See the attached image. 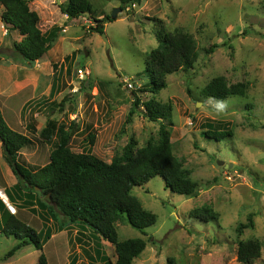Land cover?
<instances>
[{"label": "rangeland", "instance_id": "1", "mask_svg": "<svg viewBox=\"0 0 264 264\" xmlns=\"http://www.w3.org/2000/svg\"><path fill=\"white\" fill-rule=\"evenodd\" d=\"M67 1L30 2L51 46L31 66L15 54L14 43L20 36L2 22L0 7V65H16L28 78L22 89L27 92L26 101L20 105L19 99H12L8 106L13 110L2 108L8 115L22 108L17 119L7 123L32 140L19 153V163L31 170L48 164L56 139L46 142L40 133L51 120L67 127L75 124L70 146L76 153L87 151V133L93 132V153L107 162L122 157L133 139L141 148L157 138L164 123L172 131L174 155L198 190L192 197L173 193L161 177L133 188L142 206L157 215L155 225L144 232L126 220L116 222L120 241H146V249L134 264H169L170 258L175 264H244L238 261L237 248L240 241L249 240L262 244L261 258L251 264H264V0H142L105 23L103 34L94 30L90 16L71 19L64 15L60 6ZM89 1L98 19L121 8L117 0ZM160 28L171 33L180 29L193 36L199 56L192 69L167 76V87L152 95L140 88L149 82L146 59L158 47ZM219 76L229 84L246 83V96L205 99L200 90ZM126 80H131L133 89ZM134 93L142 101L156 97L170 103L171 116L162 123L152 122L141 107L128 121ZM221 102L227 107L217 114L214 108ZM219 124L230 132L225 138L203 134L207 129L224 130ZM1 144L0 165L7 166L9 177L5 179L1 168L0 194L9 198L12 209L5 203L7 209L20 218V214L30 217L32 213L49 217L39 205H25L29 197L45 198L23 185L22 191L14 188L18 180L6 165ZM6 182L8 190L2 186ZM202 207L212 208L217 220L207 223L190 216L193 209ZM250 215L254 228L239 233L238 227L248 223ZM41 218L37 225L43 222ZM28 222L40 233L42 226ZM53 234L42 251L30 245L7 257L19 240L3 235L1 228L0 264H38L41 253L49 264H108L106 259L114 264L117 260L115 247L91 229L71 226Z\"/></svg>", "mask_w": 264, "mask_h": 264}, {"label": "trees", "instance_id": "2", "mask_svg": "<svg viewBox=\"0 0 264 264\" xmlns=\"http://www.w3.org/2000/svg\"><path fill=\"white\" fill-rule=\"evenodd\" d=\"M31 1L0 0V7H3L2 22L18 31L22 37L21 41L14 43L15 54L29 66L42 59L51 48L48 38L39 28L40 17L30 8ZM117 1L122 10L142 2V0ZM60 9L71 19H77L85 12H89L90 19L96 24L94 30L100 34L104 33V24L112 21L111 16L96 18L89 0H68L65 5L61 4ZM156 39L158 47L151 51L146 59L145 73L149 82L144 88H140L141 92L152 95L159 94L167 87V76L180 70L192 69L199 56L193 36L180 29L171 33L160 28L156 32ZM215 47L216 45L212 46L209 51ZM54 91L55 87L52 93ZM246 93V83L229 84L223 76L212 79L200 90L205 99L216 100L234 96L245 97ZM133 95L134 101L128 121L141 107L146 118L152 122L162 123L171 116L170 103H162L156 97L142 101L135 93ZM205 126L213 128L212 124ZM217 127L224 130L207 129L203 134L218 140L230 134L224 124ZM75 132L73 122L67 127L64 123L49 121L40 136L46 142L56 139V147L50 154L48 164L31 170L19 163L18 156L22 149L32 144V140L27 135L13 130L7 124L0 108V138L8 149L5 160L18 180L14 188L22 191L23 185L31 192L37 190L45 199L40 200L39 197L34 199L35 196H32L24 201L25 205L28 207L39 205V209L49 215L45 218L43 216L42 219L39 214L44 224V229L40 233L17 216L11 215L2 232L7 237L14 236L19 243L8 252L7 257L30 245L42 251L44 243L51 239L54 231L79 226L91 229L115 247L117 260L114 264H134V260L146 249V241L142 238L120 241L116 222L126 220L133 228L144 232L155 225L157 215L142 206L140 200L132 194L133 188L142 187L152 178L161 177L173 193L192 197L197 194L198 185L190 180L183 164L174 155L172 131L164 123L160 125L157 138L149 139L141 148L137 147L134 139L131 140L124 155L114 158L111 162L93 153L92 147L95 143L93 132L87 133L86 140L89 144L87 151L84 148L81 153L74 152L70 145ZM48 195L52 197L50 202ZM48 211L50 213H47ZM190 216L210 223L217 220L218 214L210 207H202L193 209ZM51 227L55 230L53 231ZM248 228H254L252 215L248 218V223L238 227V232L243 233ZM261 255L262 244L259 240L239 242L237 257L241 263L251 264L261 258ZM106 260L108 264H113L110 259ZM167 261L169 264H175L171 258ZM38 264H49L43 253L38 257Z\"/></svg>", "mask_w": 264, "mask_h": 264}, {"label": "crops", "instance_id": "3", "mask_svg": "<svg viewBox=\"0 0 264 264\" xmlns=\"http://www.w3.org/2000/svg\"><path fill=\"white\" fill-rule=\"evenodd\" d=\"M5 29V28H4ZM7 29V28H6ZM8 30V29H7ZM10 32V31H9ZM20 36V35H19ZM22 37L20 36V41H21ZM14 50V49H13ZM15 52V51H14ZM12 57V56H11ZM14 59V57H12ZM19 61L17 62H21L20 59H18ZM27 64V63H26ZM18 66L16 65H0V103L2 105H0V108H1V111H2V114L3 116H5V120L7 122L8 119H12L14 118L15 120L17 119L18 117V113L20 110H22V108H20L19 106V109L16 110L15 112H11L10 115H8V113H6V111L3 112V109L2 108H7L8 110H13L12 108L10 109V107L8 106V103H10V101L12 99H19V102L20 105L21 103L25 102L26 99H27V92H25V90H22L24 89V84L23 81L24 79H28L27 76H23L22 75V72L20 71V69L18 68ZM16 68V69H15ZM16 97V98H14ZM6 113V114H5ZM7 118V119H6ZM10 123V122H9ZM8 124V123H7ZM9 125V124H8ZM13 126V125H12ZM16 126V125H15ZM1 142V141H0ZM2 143V142H1ZM2 145V144H1ZM4 151V150H3ZM93 151V150H92ZM4 153V152H3ZM5 154V153H4ZM5 158V157H4ZM3 159V158H1ZM0 159V161H1ZM6 161V160H5ZM7 163V161H6ZM5 163V164H6ZM8 165V163L6 164ZM10 167V166H8ZM3 168L4 171H5V176L7 179V176L9 177V174H8V171H7V166H2L0 165V169ZM11 169V167H10ZM12 171V169H11ZM13 172V171H12ZM14 176V172L12 173ZM16 177V176H15ZM17 179V177H16ZM1 180V179H0ZM1 182V181H0ZM3 182V180H2ZM7 185V182L4 183V185H2L3 187L7 188V190L9 189ZM16 185V184H15ZM8 198V197H7ZM8 202H9V198H8ZM6 201H4L2 198H0V229L3 228L4 224L7 222L8 218L11 216V215H15L16 214H12L6 207ZM21 213L22 212V209H19ZM18 211H17V215H18ZM21 218H25L26 220H23L21 219L19 216L18 218L20 220H22L23 222L27 223L29 225V222L28 220H30V222L36 226H42V229L40 228L39 230L42 231L44 229V224L43 222L41 221V223H39V225H37V219H40L36 214L32 213V215L29 217L27 214H20ZM36 230V229H35ZM37 231V230H36ZM54 235V234H53ZM52 235V236H53ZM52 238V237H51Z\"/></svg>", "mask_w": 264, "mask_h": 264}, {"label": "water", "instance_id": "4", "mask_svg": "<svg viewBox=\"0 0 264 264\" xmlns=\"http://www.w3.org/2000/svg\"><path fill=\"white\" fill-rule=\"evenodd\" d=\"M122 12V9L121 8H116L113 10L112 12V15H111V19L112 20H116V17L118 15V13ZM86 16H90V13L89 12H85L84 13ZM103 38L107 44V48H109V45H108V39L106 38L105 35H103ZM200 103H197V105H199ZM0 141L2 142V146H3V150L5 152L6 155H8V149H7V146L6 144L2 141V139L0 138ZM221 165H223V163H221ZM226 167V166H225ZM47 198L49 199V202L52 200V197L51 195H48Z\"/></svg>", "mask_w": 264, "mask_h": 264}, {"label": "clouds", "instance_id": "5", "mask_svg": "<svg viewBox=\"0 0 264 264\" xmlns=\"http://www.w3.org/2000/svg\"><path fill=\"white\" fill-rule=\"evenodd\" d=\"M226 107H227V105H226V103L225 102H221V103H217L216 105H215V111H216V113L217 114H220V113H223L224 112V110L226 109Z\"/></svg>", "mask_w": 264, "mask_h": 264}, {"label": "built area", "instance_id": "6", "mask_svg": "<svg viewBox=\"0 0 264 264\" xmlns=\"http://www.w3.org/2000/svg\"><path fill=\"white\" fill-rule=\"evenodd\" d=\"M126 85H127V87H129V88H131V89H133V85L131 84V80H126ZM6 196V195H5ZM0 198H2V195L0 194ZM3 199V198H2ZM4 201H6V203H7V205L9 206V208H11L12 209V206L9 204V202H8V198H7V196H6V200L5 199H3Z\"/></svg>", "mask_w": 264, "mask_h": 264}]
</instances>
